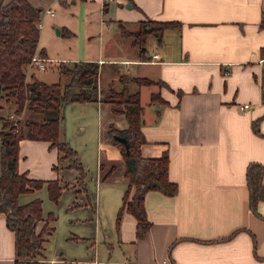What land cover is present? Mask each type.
Returning <instances> with one entry per match:
<instances>
[{
    "label": "crops",
    "instance_id": "0c3cea01",
    "mask_svg": "<svg viewBox=\"0 0 264 264\" xmlns=\"http://www.w3.org/2000/svg\"><path fill=\"white\" fill-rule=\"evenodd\" d=\"M30 1L42 8L39 50L45 49L42 56L57 75L61 61H98L108 65V74L116 65L120 74L156 81L135 85L147 139L141 153L156 157L169 151V175L178 191L146 193L149 228L138 238L131 212L125 211L117 225L127 183L122 193L113 189L108 207L115 211L114 227L130 257L112 264H264V200L252 208L247 184L249 163L264 165V0ZM148 18L179 24L166 28L161 40L151 34V46L149 35L141 51L122 27L134 31ZM38 69L27 67L28 80L34 74L55 82ZM97 104L98 111H108L111 123L128 126L110 103ZM257 119L260 132L254 128ZM106 149L108 161L122 162L125 180L120 146L108 139ZM60 155L50 141L24 138L19 170L38 179L72 182ZM0 264H16L14 232L1 213Z\"/></svg>",
    "mask_w": 264,
    "mask_h": 264
},
{
    "label": "trees",
    "instance_id": "16d2710c",
    "mask_svg": "<svg viewBox=\"0 0 264 264\" xmlns=\"http://www.w3.org/2000/svg\"><path fill=\"white\" fill-rule=\"evenodd\" d=\"M41 7L30 0H11L0 4V101L9 103L10 115H0L3 128L1 138V174H0V213L6 216L7 226L14 232L16 264H40V255L46 233H51L49 220L54 218L49 213L45 220L43 202L34 198L22 203L24 193L48 186L49 196L58 202L68 183L61 184L56 179L43 180L31 177L27 171L19 170L20 141L24 138L47 140L57 146L60 159L68 160L67 167L78 171L77 183L83 182L85 170L79 160V153L68 141L60 139L61 123L64 120V108L76 101H97L110 103L112 112L124 115L128 126L119 128L110 123L107 133L112 143L120 146L125 164L124 176L126 189L123 203L118 211L117 225L120 226L125 211L131 212L137 219V237L145 236L149 221L145 208V195L150 190H159L167 195H174L178 185L169 175L170 154L166 150L161 156L146 157L141 153V145L147 142L143 127V110L139 89L131 90L130 82L137 85L152 84L146 77L129 76L119 72L116 65L98 61H61L58 65L61 79L48 83L32 76L28 80L27 67L39 50ZM179 22L159 21L148 18L140 22L138 29L131 31L122 27L123 32L132 36L134 45L141 51L149 35H161L166 28L177 26ZM64 33V32H63ZM39 53L46 56L44 48ZM264 54V49H263ZM264 79V72H263ZM102 82H101V81ZM119 80L122 86L117 83ZM163 85L162 81H157ZM158 96L152 95V99ZM264 97V88H263ZM119 106V107H118ZM4 105L0 104V109ZM28 111L30 116L23 121L11 117ZM35 115V116H34ZM259 119L255 120V131L260 132ZM127 137L129 150L115 135ZM103 169V163H100ZM117 165L111 162L105 178L111 176ZM264 165L252 161L247 167V184L250 191V205L255 209L257 203L264 200ZM45 220L38 230V223ZM50 226V228H48Z\"/></svg>",
    "mask_w": 264,
    "mask_h": 264
},
{
    "label": "rangeland",
    "instance_id": "374dc122",
    "mask_svg": "<svg viewBox=\"0 0 264 264\" xmlns=\"http://www.w3.org/2000/svg\"><path fill=\"white\" fill-rule=\"evenodd\" d=\"M154 38V35L149 36V46ZM130 39L134 38L131 36ZM49 65V61H46L47 71L37 69L41 71L42 77L51 74L53 81H59L60 72L57 75ZM51 79L49 80L52 81ZM135 85L131 84L130 88L136 89ZM147 91L144 90L142 94L143 103L147 100ZM0 104L4 105L3 109H0V115H10L12 111L9 103L1 100ZM97 105V101L68 103L64 108V120L60 128V139L68 141L79 153V160L85 170L82 184L77 183L78 171L70 168L69 179L73 181L61 183L62 185L68 183V187L63 190L58 202L49 196L46 183L21 198L22 203L40 198L43 202L45 220L49 213L54 215V218L49 220L52 231L44 235L43 255L39 256L40 264H50L47 258L50 262L53 258L62 259L52 261L51 264H93L90 261L95 259L100 260L102 264H112L116 260L125 262L130 257L129 246L119 241L114 227L115 211L108 207L109 199L113 200L115 197L113 191L118 189V192L122 193L126 180L120 161H112L117 168L111 176L105 178L111 165L107 159L106 143L109 139L107 129L112 120L108 111H105V108L98 111ZM28 116L30 113L25 110L22 114L16 115L22 121ZM2 127L3 120L0 119V128ZM60 163H68V160L62 159ZM100 163H103V169L100 168ZM1 171L0 138V174ZM108 189L110 193L107 192ZM45 220L38 223V230L42 228ZM111 244L114 245V249L110 247Z\"/></svg>",
    "mask_w": 264,
    "mask_h": 264
},
{
    "label": "built area",
    "instance_id": "2783aa9c",
    "mask_svg": "<svg viewBox=\"0 0 264 264\" xmlns=\"http://www.w3.org/2000/svg\"><path fill=\"white\" fill-rule=\"evenodd\" d=\"M105 1H112V0H105ZM48 12L54 14V12L48 10ZM49 59L46 57H43L42 55H40L38 52L35 53L29 63V68H39V69H46V61H48ZM249 105L246 104L244 105V107H248ZM11 117H15L17 120L18 118L16 117V114H12Z\"/></svg>",
    "mask_w": 264,
    "mask_h": 264
},
{
    "label": "water",
    "instance_id": "95a60500",
    "mask_svg": "<svg viewBox=\"0 0 264 264\" xmlns=\"http://www.w3.org/2000/svg\"><path fill=\"white\" fill-rule=\"evenodd\" d=\"M128 6H131V4L130 3H128ZM57 33H60V30L59 29H57ZM115 137L118 139V140H120L121 142H123L125 145H126V147H127V150H129V144H128V139H127V137H125V136H123V135H115Z\"/></svg>",
    "mask_w": 264,
    "mask_h": 264
}]
</instances>
